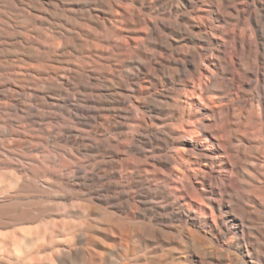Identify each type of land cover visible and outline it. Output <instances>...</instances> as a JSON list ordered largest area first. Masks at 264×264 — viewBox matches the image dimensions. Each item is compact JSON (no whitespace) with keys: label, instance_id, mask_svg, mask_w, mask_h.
<instances>
[{"label":"bare ground","instance_id":"obj_1","mask_svg":"<svg viewBox=\"0 0 264 264\" xmlns=\"http://www.w3.org/2000/svg\"><path fill=\"white\" fill-rule=\"evenodd\" d=\"M0 264H264V0H0Z\"/></svg>","mask_w":264,"mask_h":264},{"label":"rangeland","instance_id":"obj_2","mask_svg":"<svg viewBox=\"0 0 264 264\" xmlns=\"http://www.w3.org/2000/svg\"><path fill=\"white\" fill-rule=\"evenodd\" d=\"M5 173L8 172V170H4ZM82 193L84 194V199H87L86 196H85V192L82 191ZM146 224H149V222L147 220H145Z\"/></svg>","mask_w":264,"mask_h":264}]
</instances>
